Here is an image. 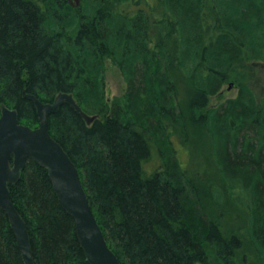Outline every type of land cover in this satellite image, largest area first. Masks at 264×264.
I'll use <instances>...</instances> for the list:
<instances>
[{
    "label": "trees",
    "instance_id": "trees-1",
    "mask_svg": "<svg viewBox=\"0 0 264 264\" xmlns=\"http://www.w3.org/2000/svg\"><path fill=\"white\" fill-rule=\"evenodd\" d=\"M106 59L127 81L111 100ZM253 59L264 63V0H0V106L36 127L24 91L43 101L69 92L97 115L88 124L63 104L49 115V130L78 166L124 264H264V98L257 103L242 84L236 97L208 106L233 67ZM192 135L212 149L208 172L218 177L209 182L176 171L172 142L193 145ZM155 145L162 162L147 174ZM10 187L35 264H90L44 166L29 159ZM205 188L225 207H240L242 231L205 207ZM246 237L252 263L241 258ZM0 264H25L1 207Z\"/></svg>",
    "mask_w": 264,
    "mask_h": 264
},
{
    "label": "water",
    "instance_id": "water-1",
    "mask_svg": "<svg viewBox=\"0 0 264 264\" xmlns=\"http://www.w3.org/2000/svg\"><path fill=\"white\" fill-rule=\"evenodd\" d=\"M37 111L39 125L20 122L15 107L1 104L0 115V207L7 212L25 264H35L31 234L26 219L16 207L11 184H16L29 159L48 170L61 205L73 216L76 232L90 264H123L107 242L91 206L80 171L64 146L49 130V115L69 104L88 124L97 115L87 113L72 93L60 92L53 101H43L24 91Z\"/></svg>",
    "mask_w": 264,
    "mask_h": 264
},
{
    "label": "rangeland",
    "instance_id": "rangeland-1",
    "mask_svg": "<svg viewBox=\"0 0 264 264\" xmlns=\"http://www.w3.org/2000/svg\"><path fill=\"white\" fill-rule=\"evenodd\" d=\"M70 2L74 5H80L82 4L83 0H70ZM104 68L106 90L105 94L111 100L113 97L121 95L126 90L127 81L121 69L111 60L106 59ZM263 76L264 63L262 61L253 59L237 63L233 67V71L230 77L224 83L221 91L209 98L208 106L216 107L226 99L236 97L239 94V89L242 84L248 86L253 95H255L254 97L256 102L261 104L264 98ZM198 136L200 138H198L197 136H193V145L186 143L184 139H181L180 142H172L174 147L177 148L176 155L179 159V163L182 165L180 166L179 164V168L176 171L178 173V170H181L182 178L185 181H188L189 178L193 179V175L198 174L200 179H205L209 182L212 177H218V175L211 176L212 173L208 172L210 159L213 161L214 155L212 153V149H209V142L206 141V143H200L203 139H201V135ZM161 162L162 161L159 148L157 147V145H155L154 152L152 153L150 160L146 163L147 174H151V172H153ZM216 181L221 183L223 188L224 181L219 179ZM205 190L206 192L201 198L202 202L206 208L209 207L218 212V214H216V218L219 220V223H221L224 227L235 228V230L242 231L246 223L235 225L242 222H237V220L240 218V214H238V210L240 207L234 205V208H230V206L229 208H227L225 207V198L224 200H218L215 198V194L212 193L211 190L209 191V189L207 188H205ZM238 226H243V228L238 229ZM250 238L251 237H246L243 240L244 248L241 254V258L244 257L246 258L247 262L252 263L251 261L254 257L252 248L255 246Z\"/></svg>",
    "mask_w": 264,
    "mask_h": 264
},
{
    "label": "bare ground",
    "instance_id": "bare-ground-1",
    "mask_svg": "<svg viewBox=\"0 0 264 264\" xmlns=\"http://www.w3.org/2000/svg\"><path fill=\"white\" fill-rule=\"evenodd\" d=\"M111 247V246H110ZM20 248V247H19ZM114 251V250H113ZM22 252V251H21ZM115 252V251H114ZM116 254V253H115ZM23 255V254H22ZM117 255V254H116ZM119 258V257H118ZM120 259V258H119ZM121 261V260H120ZM122 262V261H121ZM123 263V262H122ZM124 264V263H123Z\"/></svg>",
    "mask_w": 264,
    "mask_h": 264
}]
</instances>
